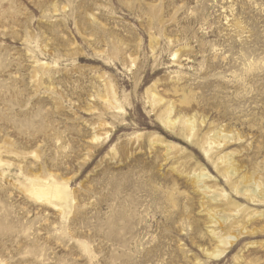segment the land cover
I'll return each instance as SVG.
<instances>
[{
	"label": "rangeland",
	"instance_id": "obj_1",
	"mask_svg": "<svg viewBox=\"0 0 264 264\" xmlns=\"http://www.w3.org/2000/svg\"><path fill=\"white\" fill-rule=\"evenodd\" d=\"M260 196L264 0H0V264H264Z\"/></svg>",
	"mask_w": 264,
	"mask_h": 264
},
{
	"label": "bare ground",
	"instance_id": "obj_2",
	"mask_svg": "<svg viewBox=\"0 0 264 264\" xmlns=\"http://www.w3.org/2000/svg\"><path fill=\"white\" fill-rule=\"evenodd\" d=\"M189 126H190V129L192 130L193 129V126H192V124H189ZM214 142L215 143H217V142H221L223 139H224V137L223 136H220V134L218 133V134H215L214 135ZM224 161H225V159H223ZM231 174H233V170H231ZM204 177V175H200V176H195L194 177V180L196 181V183H202L203 181H202V178ZM255 190H254V188H247V187H245V186H241L240 188H238V192L239 193H241V194H249V193H253ZM258 200H256V198H252L251 197V201L253 202V203H256V202H264V197H259V198H257ZM214 219H216V217L214 218ZM224 221V220H223ZM223 223H225V221L223 222ZM222 223V224H223ZM236 232H238V235H236V236H232V235H228V237H225V236H222V235H217V234H215V236H218L217 237V240H218V243L220 244V246L221 247H224V248H226V246L229 244V243H231L230 241H232V240H234V239H236L238 236H240V235H243V234H245V232H243V231H236ZM214 233V232H213ZM235 234V233H234ZM241 237V236H240ZM231 245V244H230ZM219 246V247H220ZM229 246V245H228ZM223 249V248H222ZM224 250V249H223ZM218 254L216 255V256H219V255H221L222 253H224V251H218L217 252Z\"/></svg>",
	"mask_w": 264,
	"mask_h": 264
}]
</instances>
